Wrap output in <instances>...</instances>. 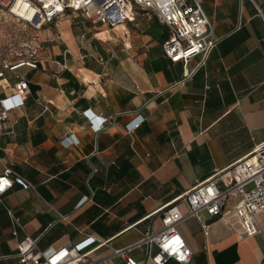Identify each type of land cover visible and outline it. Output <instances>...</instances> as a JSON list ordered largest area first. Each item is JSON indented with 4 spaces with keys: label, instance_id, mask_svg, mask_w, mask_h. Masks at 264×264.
<instances>
[{
    "label": "crops",
    "instance_id": "crops-1",
    "mask_svg": "<svg viewBox=\"0 0 264 264\" xmlns=\"http://www.w3.org/2000/svg\"><path fill=\"white\" fill-rule=\"evenodd\" d=\"M202 6L217 43L187 65L164 55L168 28L145 12L113 28L68 13L77 26L66 16L58 33L43 25L32 58L0 45V96L17 76L30 89L0 134V173L10 167L28 184L0 196V264H20L16 245L27 236L39 249L93 236L88 248L103 244L90 259L125 264L113 250L160 229L156 209L264 142V0ZM26 59L36 66L9 69ZM7 209L24 224L16 235ZM176 228L189 264H264L261 214L226 205ZM129 255L143 264L147 248Z\"/></svg>",
    "mask_w": 264,
    "mask_h": 264
},
{
    "label": "built area",
    "instance_id": "built-area-1",
    "mask_svg": "<svg viewBox=\"0 0 264 264\" xmlns=\"http://www.w3.org/2000/svg\"><path fill=\"white\" fill-rule=\"evenodd\" d=\"M202 3L203 0H0V14L13 19L25 29L39 30L46 23L57 26L68 13H78L92 25L113 28L145 12L154 15L168 28V37L162 43L164 55L171 62L180 61L187 65L197 55L205 59L217 43L212 37V25ZM260 13L264 17V13ZM38 47L35 45L31 48L28 53L30 58L36 55ZM20 65L36 66L33 60L26 59L11 65L9 69ZM17 77L12 92L0 96V134L11 131V115L23 105L30 93L28 81ZM106 121V118L99 119L96 128L104 127ZM13 183L28 187L10 167H5L0 173V196ZM82 198L78 204L86 197ZM179 203L185 205L186 213L180 211ZM226 205L233 209L243 208L250 217L257 214L264 216V142L156 209L155 212L161 214L160 229H147L139 240L114 249L112 254L122 256L125 264H140L129 252L146 246L147 256L143 264L148 260L154 264H164L169 259L189 264L192 251L178 233L177 225L190 217H197L201 211L210 217L218 216ZM7 212L12 223V234L16 235L17 229H23L24 224L10 209ZM254 229L258 230L257 227ZM96 241L95 237L87 236L76 243L39 249L38 238L27 236L18 241L16 256L20 264H111L108 257L90 259V252L103 244L88 248Z\"/></svg>",
    "mask_w": 264,
    "mask_h": 264
},
{
    "label": "rangeland",
    "instance_id": "rangeland-1",
    "mask_svg": "<svg viewBox=\"0 0 264 264\" xmlns=\"http://www.w3.org/2000/svg\"><path fill=\"white\" fill-rule=\"evenodd\" d=\"M72 14H70V16H66V19H70L71 20V25L72 26H77V24L74 23L75 18L71 17ZM76 18H80L79 16H77ZM81 19V18H80ZM61 20V19H60ZM86 23V26L90 27V28H98L100 27L99 25H92L88 22H84ZM50 26V31L52 33H58L59 32V28H56L53 23L49 24ZM105 28V27H104ZM39 30H34V29H30V28H23L21 25H19L18 23H16L13 19L9 18V17H5L3 15L0 14V45L1 47H3L5 50H21L22 54H28L31 50V48H33L35 46L33 39L35 38V36L38 34ZM48 32V31H47Z\"/></svg>",
    "mask_w": 264,
    "mask_h": 264
}]
</instances>
